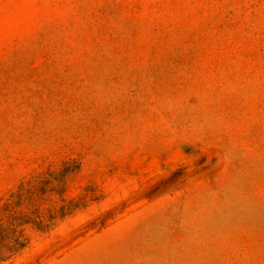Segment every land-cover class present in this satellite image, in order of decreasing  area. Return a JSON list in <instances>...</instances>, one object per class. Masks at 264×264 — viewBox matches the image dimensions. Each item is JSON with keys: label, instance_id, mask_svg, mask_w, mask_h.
I'll list each match as a JSON object with an SVG mask.
<instances>
[{"label": "rangeland", "instance_id": "rangeland-1", "mask_svg": "<svg viewBox=\"0 0 264 264\" xmlns=\"http://www.w3.org/2000/svg\"><path fill=\"white\" fill-rule=\"evenodd\" d=\"M0 264H264V0H0Z\"/></svg>", "mask_w": 264, "mask_h": 264}]
</instances>
